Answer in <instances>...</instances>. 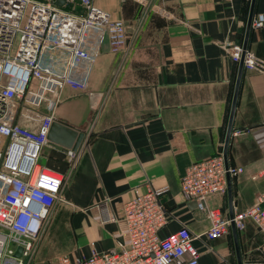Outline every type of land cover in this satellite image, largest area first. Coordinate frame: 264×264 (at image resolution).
<instances>
[{"label":"crops","instance_id":"0c3cea01","mask_svg":"<svg viewBox=\"0 0 264 264\" xmlns=\"http://www.w3.org/2000/svg\"><path fill=\"white\" fill-rule=\"evenodd\" d=\"M93 2L125 21L128 47L113 53L105 37L86 87L67 86L56 103L54 120L83 136L72 138L76 149L48 139L42 151L41 163L64 176L65 201L58 202L27 264L118 246L126 241L119 233L123 204L163 186L169 220L161 236L186 225L200 235L194 240L197 264H239L232 226L209 238L210 220L184 197L181 179L188 165L224 151L240 67L225 45H244L252 0ZM258 13H264V0L255 1ZM248 50L264 58V26L252 27ZM39 109L35 117L47 111L45 105ZM228 161L243 168L231 177L233 210L242 211L264 192V74L246 67ZM106 198L118 223L102 220L98 203ZM208 204L230 215L228 190L211 195ZM237 236L242 264H264V233L249 221Z\"/></svg>","mask_w":264,"mask_h":264},{"label":"built area","instance_id":"2783aa9c","mask_svg":"<svg viewBox=\"0 0 264 264\" xmlns=\"http://www.w3.org/2000/svg\"><path fill=\"white\" fill-rule=\"evenodd\" d=\"M263 26L264 13H258L252 27ZM105 37L113 53L128 47L125 21L113 19L93 0H66L63 5L56 0H0V264H27L58 202L65 201L63 174L40 158L56 103L67 86L86 87ZM225 48L241 61L242 44L226 43ZM243 59L244 67L264 74L263 57L247 49ZM43 105L46 113L35 117ZM242 171L241 166H226L223 150L186 167L181 191L210 220L209 238L227 234L232 222L242 230L250 221L264 233V192L252 205L234 211L233 218L208 204L211 195L227 192L228 173L232 177ZM167 191L168 186L150 188L123 204L125 228L119 233L126 241L104 251L93 249L90 255L61 253L51 264H197L200 251L194 240L200 235L186 225L160 234L169 220L161 201ZM110 201L98 203L102 220L118 223ZM261 250L264 255V243Z\"/></svg>","mask_w":264,"mask_h":264},{"label":"water","instance_id":"95a60500","mask_svg":"<svg viewBox=\"0 0 264 264\" xmlns=\"http://www.w3.org/2000/svg\"><path fill=\"white\" fill-rule=\"evenodd\" d=\"M65 1L66 0H56V3L59 5H63L65 3ZM255 1L256 0H252V4H251V9H250L249 19H248V24H247L246 38H245V42L243 45L244 51H243L242 59L240 61L239 74H238V78H237L236 89H235L234 99H233V103H232V108H231L229 123H228V128H227V135H226V141H225V147H224V156H225L227 167L229 166L228 147H229L232 129H233V119H234V114H235V109H236V104H237V98H238V93H239V88H240V81H241L242 72L244 69V61H243L244 59L243 58H244V54H245L246 50L248 49V38H249L250 31L252 29V20H253V17L255 15ZM77 135L79 137V140H81L83 133H81V132L79 133L78 131H76L72 127H70V126H68V125H66V124H64L58 120H54L50 126V129H49L48 139H50L56 143H59L66 148H72L73 147L74 149H76L78 147L79 142L76 143L75 145H72L71 142H72V138L77 136ZM228 194H229V202H230V209H229L230 210V217L233 218L234 217L233 195H232V186H231V176L229 173H228ZM231 226H232L234 238H235L238 262H239V264H242L240 247L238 244L237 228H236L234 222H232ZM20 252H21V248L18 249L17 254H20Z\"/></svg>","mask_w":264,"mask_h":264},{"label":"rangeland","instance_id":"374dc122","mask_svg":"<svg viewBox=\"0 0 264 264\" xmlns=\"http://www.w3.org/2000/svg\"><path fill=\"white\" fill-rule=\"evenodd\" d=\"M52 218H53V216L47 221V223H46V227H45V231L47 230V228L49 227V225L51 224V222H52ZM44 231V232H45Z\"/></svg>","mask_w":264,"mask_h":264}]
</instances>
